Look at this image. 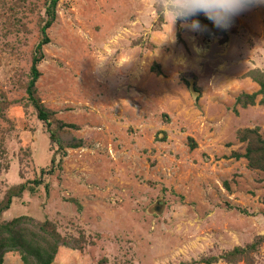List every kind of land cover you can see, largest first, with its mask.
Listing matches in <instances>:
<instances>
[{
    "label": "rangeland",
    "instance_id": "1",
    "mask_svg": "<svg viewBox=\"0 0 264 264\" xmlns=\"http://www.w3.org/2000/svg\"><path fill=\"white\" fill-rule=\"evenodd\" d=\"M48 2L0 0V201L44 181L0 223L50 221L83 245L54 264H189L264 237V172L232 156L246 150L239 130L264 135V106L234 112L260 89L248 75L264 72V5L225 36L178 21L170 39L156 0H61L37 91L53 128L76 126L62 138L83 142L64 156L26 93ZM252 259L264 264V244Z\"/></svg>",
    "mask_w": 264,
    "mask_h": 264
},
{
    "label": "trees",
    "instance_id": "2",
    "mask_svg": "<svg viewBox=\"0 0 264 264\" xmlns=\"http://www.w3.org/2000/svg\"><path fill=\"white\" fill-rule=\"evenodd\" d=\"M60 1L61 0H49L48 2L46 19L41 28L42 39L34 52L26 93L29 103L37 112L39 121L46 124L51 142L55 144L65 156L66 149H79L83 146V142L77 139L65 140L62 138L61 133L65 127L76 128V126L58 122V127L53 128L52 119L55 118L54 113L44 106L41 99L38 97L37 91V83L42 76L39 67L45 61L44 49L51 43L48 31L56 22L57 9ZM196 19H199L202 24L207 26L208 30L204 31L207 37L211 35L225 36L224 30L217 29L211 21L203 16L200 15L196 17ZM153 72L158 75L162 74L159 67L153 68ZM248 77L258 84L260 89L253 94L243 93L236 99L234 109L236 114L238 113V107L248 109L257 104L264 106V72L256 70L249 73ZM196 92H198L197 89ZM259 97H261V99L257 102ZM237 138L241 143L246 144V150L244 154L233 153L232 156L237 160L245 159L250 170L264 172V135L261 133V129L258 127L241 129L237 133ZM194 146H192V148H194ZM54 162L55 161H53V164ZM43 184L44 181L38 179L33 181L30 185L22 184L9 190L5 199L0 201V218L5 212L10 210L13 199L21 197L26 191L35 194ZM45 189L48 194L49 185H46ZM72 241L73 240L70 242L63 237L57 227L50 221L39 222L31 217L22 216L8 222H2L0 223V264H4L5 255L12 252H18L20 254L23 264H54L61 248L67 247L75 250L84 249L83 245H79L78 242ZM263 244L264 237H259L253 244L244 248L237 247L220 257L203 259L189 264H215L220 261L229 264L246 261L250 264L253 262L252 256L258 253ZM100 264H103V262L101 261Z\"/></svg>",
    "mask_w": 264,
    "mask_h": 264
},
{
    "label": "clouds",
    "instance_id": "3",
    "mask_svg": "<svg viewBox=\"0 0 264 264\" xmlns=\"http://www.w3.org/2000/svg\"><path fill=\"white\" fill-rule=\"evenodd\" d=\"M264 5V0H156L163 19L172 24L170 39H174L177 22L186 31L204 32L207 26L196 17L203 15L221 30L231 27L233 19L253 6Z\"/></svg>",
    "mask_w": 264,
    "mask_h": 264
}]
</instances>
